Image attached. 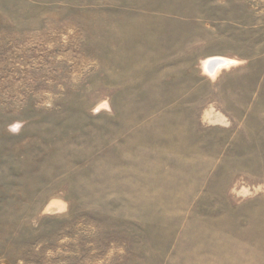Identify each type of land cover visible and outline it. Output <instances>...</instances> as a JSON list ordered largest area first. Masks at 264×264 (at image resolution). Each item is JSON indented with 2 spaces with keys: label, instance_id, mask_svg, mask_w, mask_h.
Wrapping results in <instances>:
<instances>
[{
  "label": "rangeland",
  "instance_id": "374dc122",
  "mask_svg": "<svg viewBox=\"0 0 264 264\" xmlns=\"http://www.w3.org/2000/svg\"><path fill=\"white\" fill-rule=\"evenodd\" d=\"M0 264H264V0H0Z\"/></svg>",
  "mask_w": 264,
  "mask_h": 264
},
{
  "label": "bare ground",
  "instance_id": "6f19581e",
  "mask_svg": "<svg viewBox=\"0 0 264 264\" xmlns=\"http://www.w3.org/2000/svg\"><path fill=\"white\" fill-rule=\"evenodd\" d=\"M233 61L222 58H210L203 62L204 71L211 77H214L220 69L231 65Z\"/></svg>",
  "mask_w": 264,
  "mask_h": 264
}]
</instances>
